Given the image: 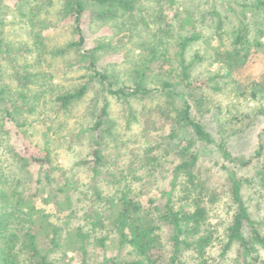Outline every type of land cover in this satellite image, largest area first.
<instances>
[{"label": "rangeland", "instance_id": "rangeland-1", "mask_svg": "<svg viewBox=\"0 0 264 264\" xmlns=\"http://www.w3.org/2000/svg\"><path fill=\"white\" fill-rule=\"evenodd\" d=\"M136 2L132 14L109 22L92 21L88 10L83 25L85 49L103 46L95 58L97 71L108 75L115 89L134 88L139 81L134 71L142 69L160 23L171 27V42L192 35L198 38L185 57L193 64L191 81L208 84L192 93L183 88L176 92L190 101L193 118L217 142H194L193 146L200 155L195 169L199 201L208 210L207 225L215 234L208 264H243L238 244L223 254L236 213L229 175L243 182L244 202L254 220L263 223L264 232V7L260 5L264 0H175L173 7L166 0ZM241 22L249 30L250 52L245 63H235L228 74L216 56L235 50L234 32ZM78 40L73 18L63 13L60 0H0V83L11 88L17 119L25 125L14 127L10 134L6 130L2 134L0 126V166L34 199L40 212L35 233L54 264H124L136 257L120 245L114 230L121 193L147 208L155 200V206L163 209L182 162V148L192 141V132L179 131L176 122L182 96L155 93L118 99L108 94L107 84L95 76L79 52L55 55ZM176 52L173 48L170 55L175 61ZM154 66L153 76L144 85L158 90L166 79L176 89V73L169 75L161 62ZM15 74L28 80L19 84ZM84 86L87 91L81 100L66 111L60 108L57 97ZM104 101L109 106V125L103 127L109 132L103 140L107 164L100 169L101 176H95L86 162L92 159L97 136L91 128L99 120ZM1 119L0 113V125ZM18 130L21 135L17 136ZM176 130L178 137H170ZM220 144L232 160L224 158ZM258 151L260 156H256ZM14 152L24 160L36 156L49 161L42 168L15 158ZM243 160L251 163L242 166ZM181 183L177 182L173 194L177 206L191 203ZM97 217L101 221L95 226ZM53 227L60 230V247L55 251ZM161 227L168 257L171 228ZM259 254L258 264L264 263V249ZM184 260L197 264L191 253Z\"/></svg>", "mask_w": 264, "mask_h": 264}, {"label": "trees", "instance_id": "trees-1", "mask_svg": "<svg viewBox=\"0 0 264 264\" xmlns=\"http://www.w3.org/2000/svg\"><path fill=\"white\" fill-rule=\"evenodd\" d=\"M62 11L66 16L73 18V29L79 36L77 42H73L65 49L57 50L55 55H66L70 51H77L82 55V61L90 63V67L95 71V76L107 84V92L109 95L121 99L128 96H148L155 93L166 94L169 97L182 96L183 105L176 115L178 127L189 129L192 132V141L182 148V162L177 166L174 174V182L172 190L167 193V203L164 208L156 205L155 200H151V207L147 208L145 204L137 202L135 198L128 196V193L122 192L119 199V211L115 218L114 230L117 232L119 242L122 247H127L136 257V260L126 262L124 264H185L184 258L187 254H193L197 264H208L209 249L215 242V234L207 225L208 210L203 207L199 201L200 188L195 169L200 159L199 153L193 150L194 142L204 145L216 144V140L206 128L198 120L192 116V105L184 95L176 92L177 88H183L192 93V90H201L207 86V82L194 83L191 81L192 63L186 60V51L190 45L198 40L196 36H187L171 42V27L159 24L155 29L152 40L148 47V55L141 62L142 69H136L134 72L139 77L134 88L115 89L109 76L97 71L95 58L97 54L103 51V46H98L92 50L85 49V35L83 31L84 17L88 10H91L92 21L109 22L117 20L121 15L132 14L137 7L136 0H60ZM168 6L173 7L175 0H166ZM264 7V2L260 3ZM218 15V14H217ZM234 32L233 46L234 51H227L216 57V62L221 63L231 74L234 70L235 63L244 64L250 52L249 30L244 23ZM261 46V44H257ZM175 48L176 61L171 58V50ZM241 48V49H239ZM0 50H3L0 48ZM161 62L162 67H168L167 73L173 72L178 77V84L173 85L166 79L162 81L161 88L158 90L148 89L144 85L148 78L153 76L154 64ZM165 65V66H164ZM150 72L151 75H148ZM19 84H23L28 80L27 76L15 74ZM87 91V87H81L75 92L57 97L56 102L63 110H68L71 105L81 100ZM24 95H21L23 104H25ZM257 99V96H253ZM259 100V99H258ZM17 101V100H16ZM108 104L104 101L102 113L99 120L91 128L97 138L92 144V159L86 162L92 165L95 176H101L100 169L107 163L103 153L104 134L107 130H103L105 125H109ZM0 110H1V132L9 133L15 129H21L25 125L19 124L14 108V95L11 88L0 83ZM109 133V132H108ZM178 130L172 132V138L178 137ZM10 134V133H9ZM17 136L21 135V131L16 132ZM224 158L232 160L231 153L222 144L219 145ZM15 151V150H13ZM15 158L22 161L41 165L42 168L48 163L49 158L44 159L32 156L22 159L16 152ZM258 151L256 156H260ZM16 161V160H15ZM250 161H242L240 165L248 166ZM1 164V161H0ZM49 173L46 169L45 176ZM264 175V173H263ZM232 183V200L236 206V213L233 223L228 230V243L224 247L223 254L227 253L233 244H238L244 256L243 264H258L259 251L264 249V232H262L261 222L254 220L247 208L243 196V182L234 174L229 175ZM181 181V186L185 193L190 197L191 203L177 206L173 201V194L176 190L177 182ZM181 189V188H180ZM25 188L21 182H17L15 177L2 170L0 166V264H54L50 260L48 253H45L39 244L38 235L35 233V226L39 217V210L36 207L34 199L26 195ZM117 202V200H116ZM98 221V217H97ZM99 220L94 224H100ZM162 225L171 228V251L166 257L160 236ZM59 229L53 227L52 231V251L60 247ZM78 236L82 242L85 240L80 232ZM81 251L85 252L82 245ZM260 255V254H259ZM112 260H106L111 262ZM260 264H264L260 262Z\"/></svg>", "mask_w": 264, "mask_h": 264}]
</instances>
